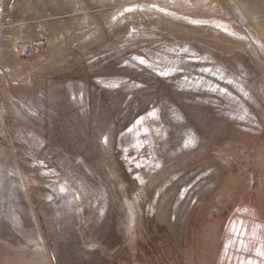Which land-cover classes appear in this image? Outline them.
<instances>
[{"label": "rangeland", "instance_id": "374dc122", "mask_svg": "<svg viewBox=\"0 0 264 264\" xmlns=\"http://www.w3.org/2000/svg\"><path fill=\"white\" fill-rule=\"evenodd\" d=\"M234 2L0 0V264H264V0Z\"/></svg>", "mask_w": 264, "mask_h": 264}, {"label": "bare ground", "instance_id": "6f19581e", "mask_svg": "<svg viewBox=\"0 0 264 264\" xmlns=\"http://www.w3.org/2000/svg\"><path fill=\"white\" fill-rule=\"evenodd\" d=\"M230 1H233V0H230ZM238 0H236V3L234 2L233 3V5L235 6V7H237V9H239V6L237 5L238 4V2H237ZM214 2H217V0H214ZM59 3H56V6L58 5ZM1 6V5H0ZM3 173V172H2ZM49 198V197H48ZM13 208H14V211L18 214V215H20V216H22V220H26V218L28 217V215H27V212L24 210V208L20 205V203H18V202H15L14 204H13ZM21 218V217H20Z\"/></svg>", "mask_w": 264, "mask_h": 264}, {"label": "built area", "instance_id": "2783aa9c", "mask_svg": "<svg viewBox=\"0 0 264 264\" xmlns=\"http://www.w3.org/2000/svg\"><path fill=\"white\" fill-rule=\"evenodd\" d=\"M4 5L5 4L2 3L1 6H0V21H3V23L7 24V23H10V18L8 16H5V17L2 16V13L4 11V7H5ZM24 52H25V56L26 57H31L33 55V53H34L33 47L30 46V45L25 47V51Z\"/></svg>", "mask_w": 264, "mask_h": 264}, {"label": "snow or ice", "instance_id": "6c2138e0", "mask_svg": "<svg viewBox=\"0 0 264 264\" xmlns=\"http://www.w3.org/2000/svg\"><path fill=\"white\" fill-rule=\"evenodd\" d=\"M140 62L143 63V59L142 58H141ZM257 251H258V254L264 255V251H262L261 249H257ZM247 264H254V262L253 261H248Z\"/></svg>", "mask_w": 264, "mask_h": 264}, {"label": "crops", "instance_id": "0c3cea01", "mask_svg": "<svg viewBox=\"0 0 264 264\" xmlns=\"http://www.w3.org/2000/svg\"><path fill=\"white\" fill-rule=\"evenodd\" d=\"M226 253H227V250H226V252H225V255H223V258H224V264H226V257H227Z\"/></svg>", "mask_w": 264, "mask_h": 264}, {"label": "flooded vegetation", "instance_id": "af4514ba", "mask_svg": "<svg viewBox=\"0 0 264 264\" xmlns=\"http://www.w3.org/2000/svg\"><path fill=\"white\" fill-rule=\"evenodd\" d=\"M27 215H28V213H27Z\"/></svg>", "mask_w": 264, "mask_h": 264}]
</instances>
